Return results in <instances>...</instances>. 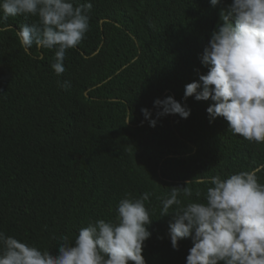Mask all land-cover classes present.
Returning a JSON list of instances; mask_svg holds the SVG:
<instances>
[{
  "label": "trees",
  "instance_id": "trees-1",
  "mask_svg": "<svg viewBox=\"0 0 264 264\" xmlns=\"http://www.w3.org/2000/svg\"><path fill=\"white\" fill-rule=\"evenodd\" d=\"M77 2L92 4L89 30L66 51L59 76L54 50L25 52L16 36L37 17H9L14 30L0 32V231L57 255L59 237L114 221L120 200L149 192L146 264H185L192 240L172 248V216H161V200L186 186L193 195L181 190V201L196 200V189L207 187L196 179L264 165V143L234 135L223 117L210 122L211 100L184 99L185 85L208 70L201 56L232 0ZM167 96L190 116L150 127L140 109L155 119L153 101ZM257 175L264 182V168Z\"/></svg>",
  "mask_w": 264,
  "mask_h": 264
},
{
  "label": "clouds",
  "instance_id": "clouds-1",
  "mask_svg": "<svg viewBox=\"0 0 264 264\" xmlns=\"http://www.w3.org/2000/svg\"><path fill=\"white\" fill-rule=\"evenodd\" d=\"M210 3L216 6L222 0ZM91 9L90 2L77 0H0V32L14 30L7 23L9 17H37L35 23L19 25L16 36L25 52L33 45L54 50L51 68L59 76L65 72L66 51L79 45L89 30ZM219 16L201 56L208 70L185 85L184 99L211 100L206 109L210 122L223 117L234 135L264 143V0H232L221 7ZM60 86L67 89L70 84ZM153 107L155 119L148 108L140 109L150 127L161 117L178 114L187 119L191 114L171 96L155 99ZM131 118L130 113L127 122ZM260 168L224 178H198L195 183L207 187L196 189V200L181 201V190L185 197L193 195L187 186L173 187L161 200V216H172V248L179 250L182 239L192 240L185 264H264ZM150 196L144 192L126 197L119 201L114 221L98 219L81 227L74 239L59 237L57 255L0 231V264H146L142 252L151 236L147 226L152 217L145 206Z\"/></svg>",
  "mask_w": 264,
  "mask_h": 264
}]
</instances>
